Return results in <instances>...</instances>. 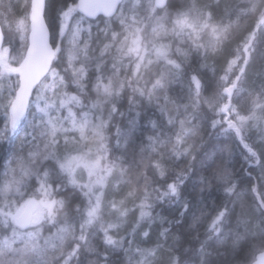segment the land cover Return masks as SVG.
<instances>
[{
	"label": "snow or ice",
	"instance_id": "1",
	"mask_svg": "<svg viewBox=\"0 0 264 264\" xmlns=\"http://www.w3.org/2000/svg\"><path fill=\"white\" fill-rule=\"evenodd\" d=\"M0 264H264V0H0Z\"/></svg>",
	"mask_w": 264,
	"mask_h": 264
},
{
	"label": "trees",
	"instance_id": "2",
	"mask_svg": "<svg viewBox=\"0 0 264 264\" xmlns=\"http://www.w3.org/2000/svg\"><path fill=\"white\" fill-rule=\"evenodd\" d=\"M203 38L205 40H208L210 39V30H206L204 33H203ZM239 164H240V158L239 156L236 157V160H235V166L236 167H239ZM207 195V194H206ZM212 195L214 196H217V195H220V194H217V193H213ZM156 211L158 212H162L164 215H169L170 213H172L174 210L169 208L168 206H162L160 208H157ZM144 227H147V224L144 225ZM156 227L158 226H154L153 227V234H155V230H156ZM175 231V230H174ZM181 236H182V239L180 241L181 243V248H183L187 243H188V240H187V235L185 233H183V230L181 229ZM170 244L173 242L172 239L170 238L169 241H168ZM195 247V244H193V248Z\"/></svg>",
	"mask_w": 264,
	"mask_h": 264
}]
</instances>
